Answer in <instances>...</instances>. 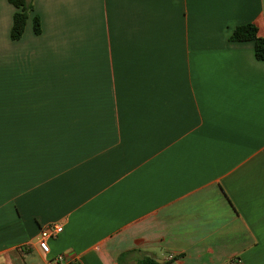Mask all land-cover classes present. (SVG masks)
<instances>
[{"label":"crops","instance_id":"0c3cea01","mask_svg":"<svg viewBox=\"0 0 264 264\" xmlns=\"http://www.w3.org/2000/svg\"><path fill=\"white\" fill-rule=\"evenodd\" d=\"M26 1L11 41L0 0V264H264V61L229 40L264 0Z\"/></svg>","mask_w":264,"mask_h":264},{"label":"trees","instance_id":"16d2710c","mask_svg":"<svg viewBox=\"0 0 264 264\" xmlns=\"http://www.w3.org/2000/svg\"><path fill=\"white\" fill-rule=\"evenodd\" d=\"M8 2L17 9L12 18V25L10 29V40L17 41L24 33L26 22L29 15L33 12L31 3L26 0H8ZM32 30L34 35H39L40 20L37 16L33 17ZM229 40L231 42H252L254 49V56L258 61H264V37L258 35L256 24L248 23L237 26L233 29ZM137 264H171L169 262L158 263L151 257H143Z\"/></svg>","mask_w":264,"mask_h":264},{"label":"built area","instance_id":"2783aa9c","mask_svg":"<svg viewBox=\"0 0 264 264\" xmlns=\"http://www.w3.org/2000/svg\"><path fill=\"white\" fill-rule=\"evenodd\" d=\"M62 233V227L60 225H51L43 228L38 236L37 248L43 255L49 254V244L50 239H55L59 234ZM25 248V247H24ZM23 251V247L22 250ZM168 261L173 260V256H168ZM47 264H72L70 260H67L64 255H57L47 262Z\"/></svg>","mask_w":264,"mask_h":264}]
</instances>
